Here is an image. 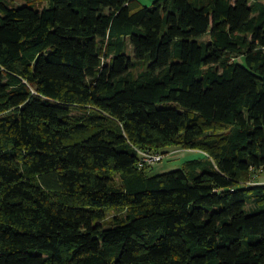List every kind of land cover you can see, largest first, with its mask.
<instances>
[{"label": "trees", "instance_id": "16d2710c", "mask_svg": "<svg viewBox=\"0 0 264 264\" xmlns=\"http://www.w3.org/2000/svg\"><path fill=\"white\" fill-rule=\"evenodd\" d=\"M48 2L0 0V264H264V0Z\"/></svg>", "mask_w": 264, "mask_h": 264}, {"label": "rangeland", "instance_id": "374dc122", "mask_svg": "<svg viewBox=\"0 0 264 264\" xmlns=\"http://www.w3.org/2000/svg\"><path fill=\"white\" fill-rule=\"evenodd\" d=\"M153 1H151L152 3ZM149 3L148 5H150ZM12 5H31L37 9H42L49 5L48 0H12ZM182 148H176L164 155L160 160L154 161L153 166L149 170V174H157L162 172L171 171L182 167V162L185 160L182 155L185 154ZM190 159V158H189Z\"/></svg>", "mask_w": 264, "mask_h": 264}, {"label": "crops", "instance_id": "0c3cea01", "mask_svg": "<svg viewBox=\"0 0 264 264\" xmlns=\"http://www.w3.org/2000/svg\"><path fill=\"white\" fill-rule=\"evenodd\" d=\"M139 1L144 5H148L149 3H151V1H154V0H139ZM184 153L185 154L182 155L184 159L202 158L204 156L203 153L197 149H188V150H185ZM257 181L259 183H264V171L257 176Z\"/></svg>", "mask_w": 264, "mask_h": 264}, {"label": "built area", "instance_id": "2783aa9c", "mask_svg": "<svg viewBox=\"0 0 264 264\" xmlns=\"http://www.w3.org/2000/svg\"><path fill=\"white\" fill-rule=\"evenodd\" d=\"M142 155L141 161L145 164H152L156 160H160L162 158V154L160 152H150V151H139Z\"/></svg>", "mask_w": 264, "mask_h": 264}]
</instances>
